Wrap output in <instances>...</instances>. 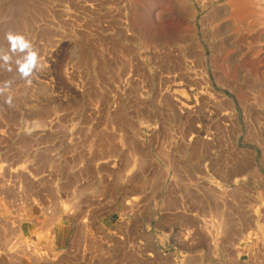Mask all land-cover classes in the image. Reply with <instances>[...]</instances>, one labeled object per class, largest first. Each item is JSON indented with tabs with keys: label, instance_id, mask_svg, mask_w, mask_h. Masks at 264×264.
Masks as SVG:
<instances>
[{
	"label": "rangeland",
	"instance_id": "rangeland-1",
	"mask_svg": "<svg viewBox=\"0 0 264 264\" xmlns=\"http://www.w3.org/2000/svg\"><path fill=\"white\" fill-rule=\"evenodd\" d=\"M253 6L0 0V264H264Z\"/></svg>",
	"mask_w": 264,
	"mask_h": 264
},
{
	"label": "clouds",
	"instance_id": "clouds-1",
	"mask_svg": "<svg viewBox=\"0 0 264 264\" xmlns=\"http://www.w3.org/2000/svg\"><path fill=\"white\" fill-rule=\"evenodd\" d=\"M13 41V48L15 49L19 46L21 49L28 48L29 45L23 41L20 37H10ZM7 59V57H5ZM40 65L38 64L37 54L35 52H31L28 56L27 62L20 66V72L24 77H28L32 74V72L38 69Z\"/></svg>",
	"mask_w": 264,
	"mask_h": 264
},
{
	"label": "bare ground",
	"instance_id": "bare-ground-1",
	"mask_svg": "<svg viewBox=\"0 0 264 264\" xmlns=\"http://www.w3.org/2000/svg\"><path fill=\"white\" fill-rule=\"evenodd\" d=\"M231 1H232V6L233 5L235 6V10L233 9L232 13L234 12V14L237 16L249 14L253 4L257 5L256 7H258L257 9H259V11H261L262 13L264 12V0H231Z\"/></svg>",
	"mask_w": 264,
	"mask_h": 264
}]
</instances>
